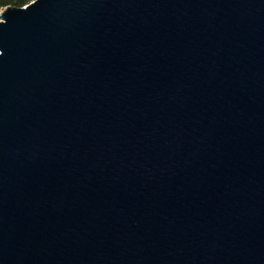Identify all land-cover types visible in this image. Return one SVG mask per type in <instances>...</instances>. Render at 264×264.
<instances>
[{"label":"water","instance_id":"obj_1","mask_svg":"<svg viewBox=\"0 0 264 264\" xmlns=\"http://www.w3.org/2000/svg\"><path fill=\"white\" fill-rule=\"evenodd\" d=\"M0 264H264V0L5 6Z\"/></svg>","mask_w":264,"mask_h":264},{"label":"trees","instance_id":"obj_2","mask_svg":"<svg viewBox=\"0 0 264 264\" xmlns=\"http://www.w3.org/2000/svg\"><path fill=\"white\" fill-rule=\"evenodd\" d=\"M26 2L27 0H0V7L7 5L23 6Z\"/></svg>","mask_w":264,"mask_h":264},{"label":"rangeland","instance_id":"obj_3","mask_svg":"<svg viewBox=\"0 0 264 264\" xmlns=\"http://www.w3.org/2000/svg\"><path fill=\"white\" fill-rule=\"evenodd\" d=\"M30 1H32V0H27V2L25 4L29 3ZM3 8H4V6L3 7H0V11L3 10Z\"/></svg>","mask_w":264,"mask_h":264}]
</instances>
